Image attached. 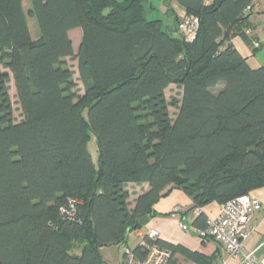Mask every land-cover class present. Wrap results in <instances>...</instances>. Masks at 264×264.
<instances>
[{
	"label": "trees",
	"instance_id": "trees-1",
	"mask_svg": "<svg viewBox=\"0 0 264 264\" xmlns=\"http://www.w3.org/2000/svg\"><path fill=\"white\" fill-rule=\"evenodd\" d=\"M29 1L35 37L23 0H0V264H107L98 249L125 245L173 189L194 210L264 187V66L251 68L231 42H257L256 0H175L198 18L193 40L178 32L170 2L172 25L146 17L150 0ZM170 84L181 94L169 103ZM130 182L148 184L132 208ZM205 221L199 212L191 226ZM141 240L168 249V264L176 253L216 264V253ZM140 242L125 245L138 259Z\"/></svg>",
	"mask_w": 264,
	"mask_h": 264
},
{
	"label": "crops",
	"instance_id": "crops-1",
	"mask_svg": "<svg viewBox=\"0 0 264 264\" xmlns=\"http://www.w3.org/2000/svg\"><path fill=\"white\" fill-rule=\"evenodd\" d=\"M203 1L210 3L212 0ZM181 11H183L182 8H180ZM180 12L176 14L179 15ZM250 13L249 19L255 23L253 34L257 42H259V46H248L237 35L231 38V42L236 50L245 57L248 65L251 68H257L264 66V0L261 4H253ZM126 188L129 191V207L132 208L136 198L148 188V184L146 182H130ZM249 193L259 200L260 208L255 211L251 219V232L245 242V246L248 250H255L257 256H264V187L251 190ZM218 205L219 203L217 202H211L200 208L199 211L205 215L214 214L217 211ZM191 206V199L178 189H173L169 194L161 197L153 205L155 214L149 217L147 224L139 230L134 231V236H131V232L128 233L127 242L131 240V237L135 238L130 248H134L140 242L148 229L155 228L159 232V239L173 244H181L190 250L197 251L206 256L216 253V264H221L224 257L222 246L211 238H200L191 226L194 219L193 210L190 209ZM176 207L180 208L178 212L174 211ZM181 223L190 226L189 229L182 230L180 227ZM127 242L125 245L129 247ZM125 245L102 246L98 251L107 264H113L115 262L122 264V251ZM173 259L178 264H196L179 253L174 254ZM227 264H238V260L230 259Z\"/></svg>",
	"mask_w": 264,
	"mask_h": 264
},
{
	"label": "built area",
	"instance_id": "built-area-1",
	"mask_svg": "<svg viewBox=\"0 0 264 264\" xmlns=\"http://www.w3.org/2000/svg\"><path fill=\"white\" fill-rule=\"evenodd\" d=\"M262 1L256 0L253 4H261ZM251 6L247 9L249 10ZM197 27L198 18L192 15L180 16L177 30L186 40L194 39ZM254 46H259V42H254ZM259 208V200L250 193L236 196L220 203L214 214L206 215L204 228L194 230L200 238H211L222 246L224 257L221 264H227L230 259L238 260V264H264V256H257L255 250H248L245 246L251 232V219ZM179 210L178 207L174 209L175 212ZM73 211L72 209L70 214H73ZM199 212V209L195 208L193 215L196 216ZM180 227L187 230L190 226L181 223ZM146 236L149 239H156L159 232L155 228H150ZM140 245L145 250L142 259H138L130 248L123 247V264H168L171 257L168 249L144 240H141Z\"/></svg>",
	"mask_w": 264,
	"mask_h": 264
},
{
	"label": "rangeland",
	"instance_id": "rangeland-1",
	"mask_svg": "<svg viewBox=\"0 0 264 264\" xmlns=\"http://www.w3.org/2000/svg\"><path fill=\"white\" fill-rule=\"evenodd\" d=\"M150 1L154 7V10L150 11L146 17L148 19L158 18V19H161L163 21L164 25H172L173 24V16H169L167 14V7L166 6L168 5L167 2H170V7L173 9V11L175 13H179L180 7L176 3V1L175 0H172V1H170V0H150ZM30 7H31L30 1L29 0H23V8H24V11L26 12L27 23H28L31 35L33 37H35L38 35L39 31H38V26H37L35 18L28 14ZM179 15L180 16L184 15V11H181ZM69 36H70L72 43H73L74 54L72 57L67 58V64L71 70L76 72V53L78 50V45L80 43L81 30L79 28H74V29L70 30ZM255 47H257V46H255ZM73 78H74L75 84H76L75 90L78 93H81L83 86L78 79L77 73L73 74ZM9 94H10L11 101H12L13 108H14V116L16 119H20L21 113L19 110V104L17 102V98L15 96V88H14V85L12 82L9 83ZM180 94H181L180 88L174 84H170L165 91L166 99L169 103L172 102L173 100H179ZM168 110H169L171 118H174L177 111H178L177 107H175L173 105H170L168 107ZM88 148H89V151L92 155L93 160L95 161L96 160V141H95V137L93 135H91V137L89 139ZM130 234H131V236H134L133 232H131ZM134 239H135L134 237H131V240L129 242H127L129 247H130L131 243L134 241ZM113 264H118V263L115 262Z\"/></svg>",
	"mask_w": 264,
	"mask_h": 264
},
{
	"label": "water",
	"instance_id": "water-1",
	"mask_svg": "<svg viewBox=\"0 0 264 264\" xmlns=\"http://www.w3.org/2000/svg\"><path fill=\"white\" fill-rule=\"evenodd\" d=\"M148 221H149V217L148 216H143L139 220V228H141L142 226L146 225Z\"/></svg>",
	"mask_w": 264,
	"mask_h": 264
}]
</instances>
